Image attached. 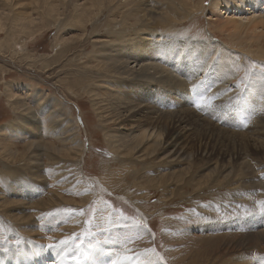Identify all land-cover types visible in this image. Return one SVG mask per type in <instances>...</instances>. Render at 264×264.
I'll use <instances>...</instances> for the list:
<instances>
[{
	"label": "rangeland",
	"instance_id": "obj_1",
	"mask_svg": "<svg viewBox=\"0 0 264 264\" xmlns=\"http://www.w3.org/2000/svg\"><path fill=\"white\" fill-rule=\"evenodd\" d=\"M156 1L157 2H153L151 0V4L159 3L158 5H160V8L164 9V12L167 13L165 14L166 18H164V20H161L159 24L155 21V24L160 26L161 30L170 29L174 32L175 38H170V41H175L181 46L194 44L196 49V45L204 47V45H206L205 43L212 39L215 43L220 44L222 50H227L231 53H234V55L242 56V60L244 62L243 66L237 67L238 74H241V76L234 77L232 81H230V85H234L236 83L240 84V89L232 95H228V98L214 97L212 96L213 93H211L210 90L203 92V94L200 90H198L202 89L198 87V84H202L206 81L207 77L212 75V62H215L214 60L216 58L213 55L211 58H209V61L205 66V70L202 68L198 69L199 66H196L198 70L196 69L193 74L197 75L198 79L196 76H194L193 81L186 82L187 84L185 86H180L178 84L172 85L171 87H163L164 84H161L162 86L160 85L161 87H158L154 85L151 87L150 92H148L150 95H146L144 97L147 98V101H143V104L148 102L147 104L150 103V106L152 104L153 108H158L160 110L163 109V113L168 114L180 111L185 113V111L188 112V110H190L189 112L194 113V116L197 115V118H201L202 120L214 124L215 126L218 125L217 127L220 128V130L218 128L220 134L219 131H216V134L214 132L215 135L212 134L213 137L211 136V133L208 132L207 126H205L204 129V126L202 128L200 125L197 127L193 125L192 130H188V142H190H187L184 149L185 151H188L187 155H193L191 158L187 157L186 161H179L175 158V162H180V165L174 169L183 174L180 176L178 175L176 178L170 180L171 182L169 184V192H171L172 197L171 200H168V202L164 201L165 197L163 194H165V192H163V188L158 186V182H154V186L146 189L141 188L138 183L133 181L138 172L136 169H134V173L132 171L121 173V178H117L120 175L115 173L118 168L124 166H127L129 169L134 167L142 168V163L154 161L156 159V155L153 156L152 154H149L143 158L144 161L142 162H135L134 155H130L128 158L126 156L125 159H127V161L130 159V162L122 164L124 159L119 158V155L111 149L106 136L105 129H117L119 126H125L124 129H130L132 126H130L132 121L130 120L131 116L128 117L129 119L124 117L122 120L121 118L117 119L116 122L113 120L114 118H111L113 115L117 116L115 114L120 111V101L118 102L115 100V102L113 93L109 90L107 92L102 87V84H104V82L106 83V78L109 76V74L107 75L106 72L97 66L98 61H96V58H98L99 55L98 51L105 46L96 44L94 42L96 41V38H92V35H90V32H93L99 27L98 24H91L92 22L87 24V21L95 19V15L97 17L96 20H99L97 21L99 24H105L106 21L113 18L112 20L116 23L114 29L117 33L106 34L107 29L105 27H100L101 31L103 30L101 33L107 35L105 37L115 45L121 44L122 41L127 39L133 40L135 38V31H133L135 27L133 26L136 24V19H132L133 16H131L130 11H128L129 7L131 8V5L133 6V4H128L126 0H115V2L111 3L112 5L108 4L111 8L110 9L109 6H103L101 8L99 5L94 8H90V0H0V199L3 202H7L11 196L7 203L2 204L3 202L0 200V206H2L0 207V249H5V251L8 249L10 251V247L8 245L10 240H12L10 241L11 244H14V247H16V250L14 248V254L11 256L10 254L8 255V253H5L7 258H15L16 262L19 261L18 264H32L33 261V263H36L39 261V258L42 255V257L45 258L43 260L44 264L52 263L51 260L56 258L57 254H62L65 259H69V254L66 256L65 251L62 250V245L60 248L59 246L54 247L57 242H62V239L66 242L69 240L67 242V246H65L69 251L81 248L82 250L84 248L88 249L91 248V245L94 247L95 242L93 241L92 236L88 237L85 242L83 241V234L80 232V230L78 236H80V234L82 236H77L79 239L76 237V241L71 243V239L74 240L72 238L73 235L68 230L64 229V227H72V214L74 213L75 215L76 212L79 213L82 205V208L89 206L87 209V218L90 220V222H93L95 218L100 219L102 216L106 217V215L109 214L110 209H113V211L118 213L119 217H123V222L126 225H134L137 227L141 225L147 230V233L145 232V236L139 245L151 247L149 242L154 241L158 246L157 250L163 252L165 255L167 253V246L169 243H171L174 246L173 249L182 250L183 253L189 258L195 257L196 255V259H201L203 261L207 260L205 263L208 264H227V256L229 260L236 253H238L239 250L242 251L245 249V246L249 245L252 246L251 255L254 257H258L259 255L264 256V239H260V235H262L260 231H264V188L262 189L263 183L260 184V180H264V146H259L256 144L257 142H254L256 139L255 137L257 136L256 134L251 135L252 133H248L251 131L250 128L253 127L254 124H251V119L245 117L247 115L243 109L244 93H242V91L244 92V89H246V83L249 77H252V75L254 76V74L258 73L264 74V57L261 55L262 51L264 50V38H261V41L258 39V42L257 40L254 41L251 39V34L237 36L228 32H221V30L215 27V25L217 26L220 21H226L232 17L236 20L239 18L238 21L241 20V17H244V19H247L251 16L254 17V14H259L261 10H264L262 8L264 6V4H262L264 1H260L258 8H254L253 5L249 4L248 0H245V3H243L244 6L242 8L245 7V4L248 1L247 5H250V7H247L251 8L252 6L253 10L258 9L257 12H253V10H251V13L249 10H242L240 13H237L238 11L234 13L235 9H233L232 13L230 14L231 16L228 15V13L231 11L227 8V6H225V4L229 1L228 4L231 6L234 4V2H236V0H182L184 3L182 1L177 3L178 0H175L176 2L171 0ZM168 1H170L171 5L173 4L170 11L167 9ZM76 3H86L88 9H84L83 6H76ZM213 3H218V7L221 8L220 10H229V12L226 14H219L220 11L217 10V7L213 9ZM137 4H140V2ZM116 8L119 9L116 10ZM214 11L216 14H213ZM93 12L94 15L92 14L91 16L90 13ZM122 12H124V15ZM14 13L17 16V19L14 17ZM233 15H235V17ZM175 16L177 17L173 20L172 17ZM63 19L65 20V24L67 23L66 28L64 26V22H62ZM16 20L17 22L15 23ZM30 20H35L37 23L35 27L36 29L34 28L35 31L25 27L26 23H28ZM172 22L175 23V26L173 27H171L173 24ZM84 29H87L88 34L85 33ZM60 33L62 38H64L63 41L65 43L60 41V36L58 35ZM123 34H125V36ZM261 45L263 46L261 47ZM205 48L209 49V46H206ZM256 54L258 56L261 55V58ZM187 58L188 54L186 53L183 56V61L187 60ZM217 70L216 72L219 73V70ZM97 71H103L102 73H105V77L103 75L99 76ZM176 75L181 77L183 76V79L185 80L188 79L186 74ZM241 77H243L244 80L238 82V79ZM99 84H101V87L97 86ZM125 89L126 88H124V91ZM169 91L172 92L170 93ZM37 92L42 93L48 100L58 99V101H61L65 105V108L63 104H61L60 107L62 111L66 112L65 117H68L70 120L72 119L70 126L73 127L75 122L78 126L77 129L73 130L74 133L72 131L69 134L70 136H72V133L74 134L75 137H72L74 140H68V142L63 143L60 139L53 135V133L49 131L50 125L52 123H50L51 121L47 116V113L43 114L44 123L41 120L38 124L35 122V118L32 117V113L33 111L37 110V106L34 102ZM124 93H126V95H130L131 98L139 97L138 94L131 95L128 94L127 91ZM205 93L207 94L205 95ZM263 95L264 90L262 92V96ZM227 99L229 101H227ZM262 99L260 101H256V106L260 107L256 112V114L259 115L258 119L260 121L262 118L264 119V106L262 104ZM113 101L115 103H113ZM53 103L55 104V101H53ZM254 106L255 105H252V109ZM115 107L118 108V111ZM112 110L114 114L111 113ZM196 112L198 114H195ZM259 112L260 114H258ZM247 119H249L248 123ZM125 121L126 123L130 122V124L123 125ZM35 126H37V128ZM178 129L179 127L176 126L174 130ZM223 130H230V132L238 133V136H235L234 139L231 138V140L227 141L224 139V143L223 141H216L217 135H222L223 138L227 135L226 133L222 132ZM245 132H247V135H245ZM241 136H244L245 138ZM34 140H40V144L47 146L51 143H55L61 149L65 150V152L60 154L63 158L60 160L67 161V163L73 166L72 167L69 165V167L63 168L66 165L61 163L60 160H58V162H54L53 160H57L55 158H50V160H52L51 164L47 158L49 154H46L44 151H42L40 157L42 156L44 158L42 162L44 165L43 167L45 168L44 177L46 178L47 185L46 190L43 193L40 192L39 194L35 190L39 183L35 180L37 178H35L32 174L35 172V168L31 165H34V162H36L34 158L36 157L35 151L39 148L36 145L40 144H37V142L34 143ZM206 141L212 143L206 144ZM30 143L32 145H30ZM219 143L222 144L225 150L232 151V161L229 160V158L225 159V157L222 156H215L217 153L221 152L218 147ZM225 145L227 146L225 147ZM70 147H77L78 149H69ZM223 148L220 149L223 150ZM82 149L83 155L81 156L79 150ZM207 151H209V153H206ZM241 151L246 153L245 157L251 164L250 168L254 170L255 167H257V170H260L259 173L262 175V178L258 181H255L256 183L253 182V185L249 188L251 190L252 196L247 193L250 190L244 189V186H239L237 187L238 190H240L241 187L243 189H241L240 192L244 191L247 193L244 196L240 195V197L236 193L235 188L232 187V185H228L226 179H231L233 177L232 179L234 180L228 181H235V179L240 180L248 176H244L245 173L243 170L240 172L241 159L239 154ZM211 153H214V155L209 156ZM164 155L165 154L162 155V158L160 156L159 160L168 163L170 161L168 159H171V157L168 158ZM78 159L82 161L80 164L82 169V177H84L86 181L89 182V187H91V189L96 192L94 199H91L92 201L90 200L89 202L83 200L81 196L69 193L68 190H64L62 187L59 188V183L57 184L55 182L56 179L59 182H63L65 176L70 178L71 175L68 173L71 168L72 170H70V172H75V169L77 170L76 172H78L80 167L77 166V163H75ZM28 160H31L32 162ZM228 161L233 163L231 164ZM118 164L122 165H119L120 167H118ZM228 164L231 165L229 166ZM257 164L259 165L256 166ZM106 165L110 166L111 168L107 170L104 169L103 166L105 167ZM185 166H187V168ZM15 167L18 168V170ZM226 167L229 170L232 167V170L234 169V171H232V173L229 175V170L225 171ZM66 168L69 169L65 170ZM54 169H56V171ZM110 171L111 175H114L115 173V178H111L112 184H119L118 186L120 188L122 186V189L118 190L117 193L108 192L99 182V176L107 175ZM215 171L216 173L214 174L216 175L213 174ZM8 172L11 174L5 175ZM130 172L132 175H135L132 176ZM219 172H221L220 175ZM206 176L211 177H208V179ZM181 177L183 178L181 179ZM118 179L122 180L119 181ZM185 182L186 184L182 185ZM34 184H36V187ZM75 184L78 186L77 183ZM128 184L133 185L129 190L127 188ZM182 187L184 188L181 189ZM123 189L131 195L139 192L142 194L148 192L149 194L147 196L140 195L141 200H139L137 203H131L119 194L124 192ZM57 192L61 194L60 197L55 198L54 201H51L50 203L48 197L56 194ZM6 193L8 195H6ZM27 196H32L33 198H25ZM70 199H72L74 203ZM43 200H45V202H43ZM6 207L9 208V210L6 209ZM71 211H73V213ZM98 211L100 214L98 217H96V213H99ZM17 214L19 216H17ZM163 217L167 220L169 218L171 220V224L169 225L168 221L163 219ZM19 219H22V224L17 222ZM50 222H52V224ZM76 227L80 229V227ZM165 227L167 228L164 230ZM82 228L84 227L81 226V229ZM100 228H102V230H107L105 225H101ZM14 231L16 232L14 233ZM20 232H22V234L24 233V235L22 236ZM9 233H11V235H9ZM17 233H19V236ZM41 233L45 234V236ZM166 233H168V237L171 236L169 239ZM249 233L251 235H247ZM49 234L51 236H49ZM60 234L66 238H61L62 236ZM147 234L148 239H146ZM24 236H26L25 239H23ZM254 239L255 241H253ZM90 240H92V242ZM258 243L259 245L257 246ZM47 244L52 245L49 247ZM255 245L257 247H255ZM45 249H51L49 253L51 255H46ZM184 251H186V253ZM40 252L42 255H40ZM222 253L224 255H221ZM52 254L54 255L52 256ZM120 254L124 255L123 252ZM131 254L129 255V258L131 257L130 259H132L133 257L136 260H134L133 263L140 264V261L143 260L141 259V254H135V252ZM9 261L12 262V259H9ZM189 261L190 264L193 263L191 260Z\"/></svg>",
	"mask_w": 264,
	"mask_h": 264
},
{
	"label": "bare ground",
	"instance_id": "obj_2",
	"mask_svg": "<svg viewBox=\"0 0 264 264\" xmlns=\"http://www.w3.org/2000/svg\"><path fill=\"white\" fill-rule=\"evenodd\" d=\"M90 1H91V5H92V6L90 5V8H94L97 5H99L101 8L103 6H106L107 7L111 3L115 2V0H90ZM148 1L149 0H126V2L128 4H133V6L131 5V8L128 5L127 6L129 7L128 11H130V15L133 16L132 19L133 18L136 19V24H134L135 26H133V27H135L134 30H133V31H135V38L133 40H128L127 39L125 41H122L121 44H116L115 45L114 43L110 42V40L108 38L105 37L107 35H104L103 33H101L103 30L101 31L100 27H105L107 29L106 34H114V33H117L116 30L114 29L116 23L112 20L113 18L111 20L106 21L105 24H99V23H97V21H99V20H96L97 17L95 15V19L87 21L88 22L87 24H90L91 22H92L91 24H98L99 27L97 29H95L93 32H90V35H92V38H96V41H94L96 44L105 46L104 48H102L101 50L98 51L99 55H98V58H96V61H98V65L97 66H99L104 72H106L107 75L109 74V76L106 78L107 79L106 80V83L104 82V84H102V87L107 92L109 90V91H111L113 93V95H114V101L115 100L118 101V102L120 101V103H119V105H120V107H119L120 108V111L117 112L118 114L117 113L115 114L117 116H114L113 115L111 118H114L113 120L116 122L117 119H120L121 118V120H122L123 117L124 118H128V117L131 116L130 117V120L132 121L131 124H130V122L129 123H126V121L123 123V125L124 124H130V126L132 125L130 129H124L125 126L124 127H120L119 126V127H117V129H105L106 130V136H107V139H108V142H109V146L111 147L112 150H114L119 155V158H123L124 159L122 164H125L126 162H130V159L128 161H127V159H125L126 156L128 158L130 155H134L135 158L134 157L133 158H134L135 162H137V161L142 162V161H144L143 158H145V156H148L149 154H152L153 156L156 155V159L154 161H150L148 163H145V162L142 163V168H135L134 167V168L129 169L127 166H124V167L118 168V170H116L115 173L116 174L118 173L119 175L121 173H123V172H129V171H132L134 173L135 172L134 169H136L138 172H137L136 177H134L133 181H135L136 183H138L141 188H146V189L149 188V187H151V186H154V182H158L157 183L158 186L160 188H163L162 190H163V192H165V194H163V196L165 197V200L164 201L165 202H168V200H171V197H172L171 192H169V188H170L169 184L171 182L170 180H172L173 178H176L178 175L180 176V175L183 174V173H181L179 171H176L174 169V168H177V166L180 165V162H177V163L175 162L176 161L175 158L178 159L179 161H184V160L186 161L187 157H190L191 158L192 155H193V154H191V155L188 154L187 155V152L188 151H185V149H184L185 146H186V144H187V142H188V130L189 131L192 130L193 125L196 126V127L200 125V126H202V128L204 126V129H205V126H207L208 132L211 133V136H212V134H214V132L216 134V131L218 132L220 130V128L217 127L218 125L215 126L214 124H211V123H209L207 121H204L201 118H197L196 117L197 115L194 116V113L189 112L190 110H188V109H187L188 112L185 111V113H182L181 111L180 112H176V113L172 112V113H168V114L163 113V111H162L163 109L162 108H161L162 110H160L158 108H153L152 107V104H151V106L149 105L150 103L147 104L148 102L146 104H143V101H147V98H144V97L146 95H150V93H148V92H150L151 87L154 86V85L155 86H158V87H161L163 84H164L163 87H165V86L166 87H171L172 85H178V84L180 86H183V85L185 86L187 84L186 82L193 81L194 76L197 77V75L193 74V72L196 71V69H197L196 66H199L198 69H201L202 68V69L205 70V66L208 63L209 58H211V56L213 55L216 58L214 60L215 62H212L213 63L212 75L210 77H207L206 78V81L203 82L202 84H198V87L199 88H202V89H198V90H200L202 94H203V92H205L207 90H210V92L213 93L212 96H214V97H223V98L227 97L228 98L229 97L228 95H230V94L232 95L233 93H235L237 90L240 89V87H239L240 84L236 83L234 85H230V83H231L230 81H232V79L234 77L241 76V74H238V70H237L238 68L237 67L243 66L244 65V62L242 60V56H237V55H234V53H231V52H229L227 50H222L221 47H220V44L215 43L212 39L210 41H208L207 43H205L206 45H204V47H200L199 45L198 46L196 45V49H195V45L194 44L193 45L187 44L186 46L185 45L184 46H181L179 43H177L175 41H170L169 40L170 38H175L174 32L172 30H170V29L161 30V27L158 26L157 24H155V21H156V23L159 24L161 20H164V18H166L165 17V14L167 12H164V9H161L160 8V5H158L159 3L158 4H151V0L149 2ZM152 1L153 2H157L156 0H152ZM171 1H175V0H171ZM181 1L182 0H178L177 3L178 2L180 3ZM244 1L245 0H236V2H234V4L231 5V6L228 4L229 1L226 2L225 6H227V8L230 9V11H231L230 13H228V15L231 16L230 14L232 13V10L233 9H235L234 13H236L237 11H238L237 13H240V11H242V10H247V11L249 10V11H251V10H253V7L254 8H258V6L260 4V1H264V0H248L249 1V4L250 5H253V7L251 6V8H248L247 7V6L250 7V5H247L248 1L245 4V7L242 8L244 6L243 3H245ZM138 2H140V4H137ZM77 3L75 4L76 6H83L84 9H88L86 3H83V4H77ZM160 3H161V1H160ZM262 4H264V3H262ZM172 5H171L170 1H168V5H167L168 8L167 9H169V11L171 10ZM218 6H219V4L218 3H215L213 9H215L217 7V10L220 11L219 14H226L227 12H229V10L228 11H224L223 9L220 10L221 8L218 7ZM165 7H166V4H165ZM109 8H110V6H109ZM262 8L264 9V6ZM112 9H114V8H112ZM117 9H119V8H116V10ZM217 10H215V11H217ZM257 10L254 9L253 12H257ZM89 11H91V10H89ZM215 11L213 12V14H216ZM123 13L124 12H122V14ZM251 13H252V11H251ZM92 14L94 15V12L93 13H90L91 16H92ZM95 14H98V13H95ZM179 15H181V14H179ZM254 15H255L254 17L251 16V17H249L247 19H244V17H241L240 16L241 17L240 18L241 19L240 21H238L239 18H238V20H236L235 18L232 17V18H229L226 21H222L224 23H222L220 21L219 24H217V26L215 25V27H217L219 30H221V32L222 31L223 32H228L230 34H235L237 36H244V35L251 34V39L252 40H254V41L257 40L258 41V39H260V41H261V38H264V10H261L259 14L257 13V14H254ZM116 16H117V14H116ZM233 16L235 17V15H233ZM14 17L17 19V16H16L15 13H14ZM176 17L177 16L172 17V19L174 20V19H176ZM59 18H61V17H59ZM57 20H61V19H57ZM16 22H17V20L15 21V23ZM62 22H64V26L66 28V24L67 23L65 24V20L64 19H63ZM172 23L173 24H172L171 27L175 26V23L174 22H172ZM36 24L37 23L35 22V20H30L28 23H26L25 27L26 28H30V29H32V30L35 31ZM122 24H124V23H122ZM170 24H169V26H170ZM123 27H125V26H123ZM87 29H84V31H85V33L88 34ZM58 35L60 36V41L63 42V43H65L63 41L64 38H62V36H61V33L58 34ZM83 35L85 36L84 33H83ZM123 35L125 36V34H123ZM228 37H229V35H228ZM164 38H166V39H164ZM188 40H186V41H188ZM192 41H194V40H192ZM250 42H251V40H250ZM184 43H186V42H184ZM206 46H209V49L205 48ZM262 46L263 45H261V47ZM193 48H194V50H193ZM186 53L188 54V58H187V60L183 61V56ZM261 55H263V57H264V50L262 51V54ZM261 55H259V56L257 55V56L260 57ZM210 67H211V65H210ZM217 68L219 70V73L216 72ZM209 71H210V69H209ZM97 72L99 73V76L100 75H103L105 77V75H104L105 73L103 74L101 71H97ZM195 73H197V72H195ZM176 74H181V75H185L186 74L187 77H188V79L186 78L187 80H185V79H183V76L182 77L181 76H177ZM254 76L253 75H252V77H249L248 76L249 79H248L247 83L245 81V83H246V89H244V92L242 91V93H244V97H243L244 98L243 109L245 110V114L247 115L245 117L251 119V124H254L253 127L250 128L251 131L248 132V133L249 134L252 133L251 135H253V134L255 135L256 134L257 136L255 138L257 140L255 139L254 142L255 143L257 142L256 144H258L259 146H264V119L262 118V120L260 121L258 119L259 115L256 114L257 109L260 108V107L256 106V101H260L262 99V97H263L262 104L264 106V95L262 96V92L264 90V74L258 73V74H254ZM202 78H205V77H202ZM197 79H198V77H197ZM242 80H244L243 77L239 78L238 79V82L239 81L241 82ZM97 86H100L101 87V84H99ZM124 88L127 89V90L125 89V91H127L128 94H131V95L132 94H138L139 97H137V98H131L130 95H126V93H124L125 92L124 91ZM206 94L207 93H205V95ZM11 95H12V93H11ZM36 95L37 96L35 97V99H34L35 101L34 102H35V105L37 106L36 107L37 110L36 111H33V113L31 112L32 115H33L32 117L35 118L34 119L35 122H37V124H38L39 121L41 120L44 123V121H43V119H44L43 114L44 113H47V116L49 117V119L51 121L50 123H52L50 125L49 131L51 133H53V135H55L63 143L68 142V140L69 141L70 140H74V138H72L74 136V134H73L74 131L73 130L74 129H77L78 126L76 125V122L74 123V126L73 127L70 126V122H71L72 119L70 120L68 117H65L66 112L65 111H62L61 110V107H60L61 104H63V103L61 101H58V99H52L53 101H55V104H54L52 100H48L42 93H39V92H37ZM114 101H113V103L116 102V101L115 102ZM227 101H229V100L227 99ZM118 102H117V104H118ZM252 105H255L253 107V109H252ZM143 107H145V108H143ZM64 108H65V105H64ZM115 108H117V107H115ZM113 110H112L111 113H113ZM116 110L118 111V108ZM176 110H178V109H176ZM184 110H186V109H184ZM166 111H168V110H166ZM195 114H198V113L196 112ZM258 114H260V112ZM249 119H247V123L249 122ZM73 122H72V124H73ZM53 124H55V125H53ZM176 126L179 127V129H178L179 131L178 130H174ZM35 127L37 128V126H35ZM218 128H219V130H218ZM186 129H187V131H186ZM226 130H223L222 132L226 133L227 135L224 136V138L222 137V135L221 136L220 135H217L216 136V141H219V142L220 141H223V143H224V139L227 141V140H231V138L234 139L235 136H238V133L230 132V130L229 131H226ZM72 131H73V133L71 134L72 136H70L69 134ZM245 131H247V130H245ZM245 133H246L245 135H247V132H245ZM219 134H220V131H219ZM198 135H200V134H198ZM241 137L245 138L244 136H241ZM41 139H42V137H41ZM76 140H78V139H76ZM35 142H37V144H40L41 143L40 140L39 141L34 140V143ZM208 143H212V142L206 141V144H208ZM30 145H32V144L30 143ZM36 146L39 147L35 151L36 157L32 156V157L35 158L36 162H34V165H31V166H33L35 168V172H33L32 174H33V176L35 178H37L35 180L39 183L38 184V187L35 189L37 191V193L39 194L40 192L43 193L46 190V185H47L46 184V182H47L46 181V178L44 177V173H45L44 170H45V168L43 167L44 165H43V162H42V160L44 158L42 156L40 157L41 152L44 151L46 154H49V156H47V158H48V160L51 163L52 160H50V158L57 159V160H53L54 162H58V160L63 159L62 158V155H60V154H62L63 152H65V150L61 149L55 143L54 144L51 143L48 146L47 145H42V144L36 145ZM63 146H65V145H63ZM226 146L227 145H225V147ZM216 147H217V145H216ZM216 147H214V148H216ZM218 147H219V150L221 152H219L217 154L215 153L216 154L215 156H217V157L222 156V157H225V159L226 158H229V160L233 159V157H232L233 154L231 153L232 151L225 150L223 148V146H222L221 143H219ZM71 148L78 149L77 147L76 148L75 147H70L69 149H71ZM220 148H223V150L220 149ZM79 151H80V155L82 156L83 155V149L82 150H79ZM205 151H206V149H205ZM209 151H207L206 153H209ZM163 154H165L164 155L165 157H168V158L171 157V159H168V160H170L168 163L159 160L160 156H161V158L163 157L162 156ZM211 155H214V153H211L209 156H211ZM245 156H246V153L244 151L243 152L241 151L240 154H239V157L241 159V161H240V166H241L240 167V172L243 170V172L245 173L244 176L245 175L246 176L248 175V176L245 177V178H242L240 180H236L235 179V181H228V180H234V179H232L233 178L232 176H231L232 177L231 179L226 178L227 179V182H228V185H230V186L232 185V187L235 188L236 193L239 196L240 195L241 196H244L247 193L251 195V190L249 188L253 185V182L256 183L255 181H258L259 179L262 178L261 173H259L260 170L258 171L257 170V167H255L254 170L250 168L251 167V164L246 159ZM119 158H118V160H119ZM165 160H167V159H165ZM28 161H31V160H28ZM62 161L63 160H60L61 163H64L66 165L63 168L69 167V165H71V164L67 163V161H63V162ZM228 162H230V161H228ZM75 163H77V166L80 167V164L82 163V161H80V159H78ZM131 163H130V165H131ZM122 164H118V167H120L119 165H122ZM258 165L259 164H257L256 166H258ZM185 167L187 168V166H185ZM224 167H225V164H224ZM238 167H239V165H238ZM103 168L107 170V169H110L111 167L106 165L105 167L103 166ZM217 168H218V166H217ZM16 169L18 170V168H16ZM67 169H69V168H66L65 170H67ZM54 170L56 171V169H54ZM70 170H72V168ZM70 170H69V173H68V174L71 175L70 178H68L67 176H65L63 182H59L56 179L55 182L57 184L59 183V185H58L59 188L62 187L64 190H68L69 193H73L75 195L81 196L83 198V200L88 201V202L91 199H94V197L96 196V192L94 190H92L91 187H89L90 186L88 184L89 182H87L86 179L84 177H82V175H81L82 174L81 173V170H82L81 167L79 168L78 172H76L77 171L76 169L74 170L76 173L75 172H70ZM215 170H217V169H215ZM228 170L229 169L226 167L225 171H228ZM57 171H59V170H57ZM232 171H234V169L232 170V167H231V169L228 171L229 172V175L232 173ZM112 173H113V170H112ZM115 173H114V175H111V171H110L107 175L99 176L100 177L99 182L101 183V185H103L105 187V189L108 192H111V193H117L118 190L122 189V186L121 185H120L121 186V188H120L118 186L119 184L118 185L117 184L116 185L115 184H112L111 178L115 176ZM214 173H216V171L213 172V174ZM10 174L11 173L8 172L5 175H10ZM125 174H129V173H125ZM130 174H131V172H130ZM213 174H212V176H213ZM220 174H221V172H219V175ZM65 175H67V174H65ZM133 175H135V174H133ZM214 175H216V174H214ZM14 176H13V178H14ZM190 176H191V173H190ZM183 177H181V179ZM206 177L208 178L209 176H206ZM219 177H222V176H219ZM117 178H121V175L119 177H117ZM208 179H206V180H208ZM10 180H12V179H10ZM72 180H73V182H72ZM120 180H122V179H120ZM8 181H9V179H8ZM114 181H115V179H114ZM214 181H216V180H214ZM74 182L77 183L78 186H76V184ZM261 183H263L262 184V186H263L262 189H263L264 188V180H260V184ZM10 184H12V183H10ZM184 184H186V182L183 183L182 185H184ZM34 186L36 187V184H34ZM132 186L133 185L128 184L127 185L128 190ZM213 186H215V185H213ZM239 186H244V189H246V190L248 189L250 191H248L247 193L244 192V191L243 192H240V190L242 189V187H241L240 190H238L237 187H239ZM184 187H182L181 189H183ZM7 190H9V189H7ZM171 190H172V187H171ZM123 191L124 192H121L119 194L121 196H123L128 202H131V203H135V202L137 203L139 200H141L140 195H146L147 196L149 194L148 192H146L144 194H142L141 192H139V193H136V194L131 195L128 192H126V190L123 189ZM263 191H264V189H263ZM24 193H21V194H24ZM6 195H8V194L6 193ZM60 195L61 194L59 192H57L56 194L51 195L50 197H48V199L50 200L49 202L51 203V201H54V199L57 198V197H60ZM225 195H226V193H225ZM10 197H9V199H10ZM25 198L32 199L33 197L32 196H27ZM72 199H70V200L73 201ZM236 199H238V198H236ZM8 200H7V202H8ZM241 200H243V199H241ZM7 202H3L2 204L7 203ZM18 202H22V201H18ZM23 202H24V200H23ZM43 202H45V200H43ZM67 203H69V202H67ZM73 203H74V201H73ZM26 204H27V202H26ZM47 204H48V202H47ZM71 205H74V204H71ZM0 207H2V206H0ZM23 207H25V206H23ZM82 207H83V205H82ZM82 207L80 209V212L79 213L76 212L75 215H74L73 211H71L73 213L72 214V218H73V222L72 223H73V225H72V227H69V228H65L64 227V229L65 230H68L73 235L72 238L74 240L71 239V243H74V241H76L75 239L78 236L79 231L81 230L80 232L83 234L84 237L81 234H80V236H82L83 241L87 240L88 237H91L92 236L93 237V241L95 242V246L93 247L91 245V248H88V249L87 248H84L82 250V248H81V249H75L73 251H69L65 247V246H67L68 243H62L61 241L60 242H57L54 245V247L59 246V248H60V246L62 245V247H63L62 250L65 251L66 256H68V254H69V256H68L69 259H65L62 254H57L56 255V258L52 259L51 260L52 263H50V264H72V263L73 264H134L133 262H134L135 259L133 257H132V259H130L131 257L129 258V255L131 253H133V252H135V254H141L142 258L141 257L140 258L143 259V260L140 261V264H157V263H159V264H190V261L189 260H191V262H193L192 264H194V263L195 264L196 263L197 264H208V263H205L207 260L206 261H203L201 259H196V255H195V257L189 258L186 254L183 253L182 250L173 249L174 246L171 243H169V242H168L169 245L167 246L168 248H167V251H166L167 252L166 255L163 252L157 250L158 249V246H157V244L154 241H150L149 242L151 247H149V246L148 247L140 246L139 243L144 238L145 232L147 233V230L144 227H142L141 225H139V227L134 226V225H126L123 222V217H119L118 216V213H116L115 211H113V209L112 210L110 209L109 214L106 215V217H103L102 216L100 219H96L95 218L93 220V222H90V220H88V218H87L88 217L87 209L89 208V206H85L84 208H82ZM231 207H233V206H231ZM6 209L9 210V208H7V207H6ZM36 209H37V207H36ZM144 209H145V207H144ZM25 210H27V209H25ZM53 213H55V212H53ZM99 214H100V212L98 214L96 213V217H98ZM43 215H45V214H43ZM17 216H19V215L17 214ZM164 217H163V219H165ZM165 220H167V219H165ZM28 221H30V220H28ZM167 221H168V223L170 225L171 224V220L168 218ZM17 222L19 224H22V219L17 220ZM26 222H27V220H26ZM13 223H15V222H13ZM50 223L52 224V222H50ZM101 225H105L107 227V230H102V228H100ZM10 226H12V225H10ZM76 226L80 227V229H78ZM81 226H83L84 228L81 229ZM15 227H16V225H15ZM166 228L167 227H165L164 230ZM14 229H17V228H14ZM31 229L34 230L33 228H31ZM35 229H36V227H35ZM58 230H61V229H58ZM23 231H24V229H23ZM15 232L16 231H14V233ZM22 232H20V233L23 236L24 233L22 234ZM260 233L262 234V235H260V239L262 240V239H264V234H263L264 231H260ZM38 234H40V233H38ZM41 234H43V233H41ZM9 235H11V233H9ZM17 235L19 236V233H17ZM30 235H32V234H30ZM43 235L45 236V234H43ZM126 235H128V236H126ZM162 235H163V233H162ZM166 235L168 237V233H166ZM247 235H251V234L249 233ZM49 236H51V235L49 234ZM80 236H78V237H80ZM258 236H259V234H258ZM3 237H5V236H3ZM25 237L26 236H24L23 239H25ZM55 237H56V235H55ZM170 237H168V239ZM61 238H64V237L62 236ZM146 239H148V234H147ZM240 240H242V239H240ZM7 241H9V240H7ZM10 241H12V240H10ZM10 241H9V244H8L9 247H10L9 248L10 251L8 249L6 251H5V249H3V250L0 249V264H16V263L18 264V262H19V261L16 262V259L15 258H10L9 256H8L9 258H7L6 255H5V253H8V255L10 254V256H11L12 254H14V248L16 250V247H14V244H11ZM22 241H24V240H22ZM35 241H37V240H35ZM62 241H63V239H62ZM90 241L92 242V240H90ZM253 241H255V239ZM36 243H38V242H36ZM52 244H53V242H52ZM258 245H259V243L257 244V246ZM257 246L255 245V247H257ZM251 247L252 246H250V245L249 246H245V249H243L242 251L239 250V252L236 253L233 257H231L229 260H228V256H227L228 253L226 252L227 253V255H226L227 256L226 263L227 264H259V263L264 264V256H260L259 255L258 257H254L253 255H251ZM171 249H173V250H171ZM156 250H157V252H156ZM50 251H51V249H48V250L45 249V254L48 255L50 253ZM233 251H234V249H233ZM58 252H59V250H58ZM121 252H123L124 255H121L120 254ZM184 252L186 253V251H184ZM15 253H16V251H15ZM40 255H42V253ZM49 255H51V254H49ZM53 255L54 254H52V256ZM221 255H224V254L222 253ZM42 256L39 258V261H37L36 263H33L34 262L33 261L32 264H44L43 260L45 258H43ZM44 257H45V255H44ZM9 259H12V262L9 261ZM70 259H72V260H70Z\"/></svg>",
	"mask_w": 264,
	"mask_h": 264
},
{
	"label": "snow or ice",
	"instance_id": "obj_3",
	"mask_svg": "<svg viewBox=\"0 0 264 264\" xmlns=\"http://www.w3.org/2000/svg\"><path fill=\"white\" fill-rule=\"evenodd\" d=\"M62 243H67L66 241H62ZM49 247H51V245H49Z\"/></svg>",
	"mask_w": 264,
	"mask_h": 264
}]
</instances>
